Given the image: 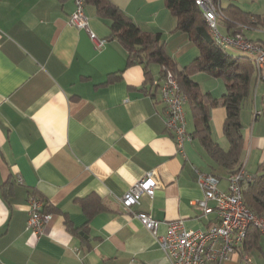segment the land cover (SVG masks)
Returning <instances> with one entry per match:
<instances>
[{
	"label": "crops",
	"instance_id": "0c3cea01",
	"mask_svg": "<svg viewBox=\"0 0 264 264\" xmlns=\"http://www.w3.org/2000/svg\"><path fill=\"white\" fill-rule=\"evenodd\" d=\"M108 1L143 30L159 32L179 68L199 55L189 35L175 29L164 0ZM220 5L237 6L250 22L264 14V0H220ZM72 10V0H0V264H169L153 234L122 210L120 196L153 170L159 187L152 197L142 195L133 210L158 220V235L176 220L186 229L205 230L216 218L201 216L194 204L202 192L193 167L215 175L221 189L233 170L192 135L184 155L177 151L159 96L148 91L143 65L126 64L127 51L111 37L109 19L91 1L85 3L91 38L69 24ZM238 24L244 23L228 27L219 21V30L232 34ZM248 24L241 33L264 43V29ZM151 74L157 79L159 67L152 65ZM191 78L214 97L225 91L223 81L210 74ZM261 85L240 108V159L248 175L264 160L263 107L255 94ZM185 105L191 134L194 117ZM225 117L224 106L210 109L211 137L223 151L229 149ZM249 162L254 171L247 169ZM30 194L59 209L37 238L27 228ZM245 240L219 264H264L260 233Z\"/></svg>",
	"mask_w": 264,
	"mask_h": 264
},
{
	"label": "built area",
	"instance_id": "2783aa9c",
	"mask_svg": "<svg viewBox=\"0 0 264 264\" xmlns=\"http://www.w3.org/2000/svg\"><path fill=\"white\" fill-rule=\"evenodd\" d=\"M72 2L69 24L84 29L94 38L88 26L84 0ZM194 3L201 10L209 33L220 46L224 49L234 48L250 57L256 71L255 88L259 83H264V43L246 38L240 31L246 27L244 24H238L239 30L232 34H222L219 21L227 18L220 0H194ZM98 44L101 45L102 41ZM152 87L164 108L165 129L172 136L177 151L184 155V143L191 140L184 114L187 97L179 89L177 80L169 70L162 77L159 75L157 79H153ZM193 171L202 192V197L194 204L201 211V216L213 213L216 218L215 224L205 230L186 229L181 220H176L167 224L164 235H158L156 230L159 221L149 213L133 210L142 195L152 197L159 187L153 170L147 171L119 198L122 210L135 216L153 234L169 264H219L227 261L234 251L242 248L250 227L256 228L264 239V216L253 213L243 201L242 192L250 178L244 166L228 173L225 178L226 189L219 188V179L215 175L201 172L196 167H193ZM27 204V228L31 236L37 238L42 234L50 214L43 212V200L32 194L28 196Z\"/></svg>",
	"mask_w": 264,
	"mask_h": 264
},
{
	"label": "trees",
	"instance_id": "16d2710c",
	"mask_svg": "<svg viewBox=\"0 0 264 264\" xmlns=\"http://www.w3.org/2000/svg\"><path fill=\"white\" fill-rule=\"evenodd\" d=\"M88 1L95 5L99 15L109 19L111 37L116 38L127 51L126 64L143 65L145 79L149 85L148 91L156 94L152 87V65L159 67L161 77L166 70L171 71L179 89L187 97V103L194 117V130L191 135L198 137L210 156L224 167L235 171L243 166L240 159L243 146L240 108L251 96L256 85L255 66L250 57L246 55L233 57L216 42L209 33L201 10L195 5L194 0H164L165 6L176 18L175 29L187 33L199 50V55L184 68H179L167 53L159 32L143 30L108 0H84V3ZM223 12L227 20L224 19L222 22L228 27H231L232 23H249L250 26L264 29V14L253 16L255 21L250 22L247 20V13L242 12L235 5H229L223 9ZM198 72L220 78L225 87L224 93L214 97L209 92H201L198 84L191 78ZM216 106H224L226 109L222 129L229 143L227 151L221 150L211 137L210 109ZM242 195L245 205L253 213L264 216V160L250 175ZM84 200L85 198L79 199L80 202ZM103 207L100 204L99 209ZM42 210L47 214L59 211L47 201H43ZM255 233L259 232L256 228L250 227L248 234Z\"/></svg>",
	"mask_w": 264,
	"mask_h": 264
},
{
	"label": "rangeland",
	"instance_id": "374dc122",
	"mask_svg": "<svg viewBox=\"0 0 264 264\" xmlns=\"http://www.w3.org/2000/svg\"><path fill=\"white\" fill-rule=\"evenodd\" d=\"M246 32H248V31L246 30ZM249 35H251L250 32H249ZM261 35H263V34H261ZM263 37H264V35H263ZM261 84L262 85L259 86L258 89L255 91V94H256V96H258L257 97V103H258L259 107H261V106L264 107V83H261ZM184 107H186V110H188L187 109V107H188L187 105H185ZM263 116H262V114L260 115V120H259L260 124H263V120H264V117ZM194 139L196 140L195 142H199V144H201V146H202V143H201V141H200V139L198 137L194 136ZM251 164H252V162H249V164L247 166V169L248 170H251V171H254L253 170L254 168H253V166H251Z\"/></svg>",
	"mask_w": 264,
	"mask_h": 264
}]
</instances>
